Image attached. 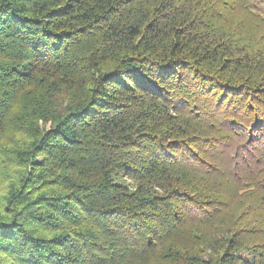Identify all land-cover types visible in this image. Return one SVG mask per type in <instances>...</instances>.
<instances>
[{
    "label": "trees",
    "instance_id": "trees-1",
    "mask_svg": "<svg viewBox=\"0 0 264 264\" xmlns=\"http://www.w3.org/2000/svg\"><path fill=\"white\" fill-rule=\"evenodd\" d=\"M0 264H264V0H0Z\"/></svg>",
    "mask_w": 264,
    "mask_h": 264
}]
</instances>
